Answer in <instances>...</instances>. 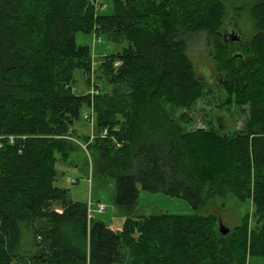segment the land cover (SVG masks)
I'll return each mask as SVG.
<instances>
[{
  "label": "trees",
  "instance_id": "obj_1",
  "mask_svg": "<svg viewBox=\"0 0 264 264\" xmlns=\"http://www.w3.org/2000/svg\"><path fill=\"white\" fill-rule=\"evenodd\" d=\"M95 2L0 0V264H247L264 256V0L249 7L256 33L248 42L224 41L220 0H113L111 16L97 14ZM92 32L127 43L103 61L113 92L93 100L73 91L74 71L88 75L92 63L76 35ZM202 32L228 104L249 106L243 131L185 133L162 106L191 109L208 86L188 54L187 37ZM92 102L97 129L117 128L123 143L97 137L87 146L104 162L97 176L114 182L121 232L55 185L58 158L76 151L73 126ZM144 127L161 140L139 143ZM140 187L197 211L232 194L253 202L257 225L250 230L246 218L223 235L213 215L134 218Z\"/></svg>",
  "mask_w": 264,
  "mask_h": 264
},
{
  "label": "rangeland",
  "instance_id": "obj_2",
  "mask_svg": "<svg viewBox=\"0 0 264 264\" xmlns=\"http://www.w3.org/2000/svg\"><path fill=\"white\" fill-rule=\"evenodd\" d=\"M96 1L99 2L98 9H96L97 14L102 16L115 14L113 0ZM253 1L220 0L227 13L225 27L233 23L232 26L237 29L244 42L250 41L256 33L249 9ZM97 36L95 32L78 33L76 35L77 45L88 47L92 58L88 75L80 69L74 71L73 91L76 95H87L93 85H96L101 92H113V87L108 84V77L103 69V61L105 57L121 52L127 46V43L121 45L112 44L106 35L102 34L100 35L102 42L98 43ZM210 39L212 38L204 32L191 34L187 37L189 45L188 54L195 64L197 75L208 83L201 97L195 101L191 109L169 105L165 100H162V106L167 111L169 118L185 133L199 129H214L222 133L243 131L250 120L249 106L228 104L229 98L226 96V91L217 86L219 75L214 71L212 43ZM234 46L236 47L237 45L234 44ZM210 50L211 53L209 52ZM92 108L96 110L93 103ZM90 113L91 109L89 107L84 108L80 119L74 123V138L77 142L84 144L92 141L94 143L98 139L97 126L91 125L85 118ZM184 114L189 116V119L186 121L182 119ZM94 118H96L95 111ZM142 132L145 135L143 134L142 140L139 143L149 144L154 143L155 140H161L160 134H152L147 127H144ZM87 137L88 139H86ZM75 146H77V149L70 155L67 162L58 158V163L56 164L58 172V178L55 183L56 187L67 190L69 198L74 202H80L89 207L92 201L93 204L90 208L91 217L121 232L126 221V214L115 205V186L113 180H106L97 176V165L104 164L99 152L93 149L90 150L89 147L86 151L77 143ZM72 181L76 183L74 184ZM139 189L140 194L137 208L133 213L134 218L161 214L183 216L213 215L220 220V223L225 228L230 230L240 227L246 218H248L250 230L254 229L257 225L255 220L256 209L253 202L241 203L232 194H227L223 198L210 200L206 207L197 211L193 209L186 199L172 198L163 193H150L142 190L141 187ZM100 204L107 207L105 213L99 212ZM54 209L60 210V207L57 205ZM27 241L28 235L24 236L23 243ZM247 264H264V256H251L248 258Z\"/></svg>",
  "mask_w": 264,
  "mask_h": 264
},
{
  "label": "built area",
  "instance_id": "obj_3",
  "mask_svg": "<svg viewBox=\"0 0 264 264\" xmlns=\"http://www.w3.org/2000/svg\"><path fill=\"white\" fill-rule=\"evenodd\" d=\"M96 7H98V4L96 5ZM105 7V6H104ZM98 38V43H101L102 40L100 37H97ZM120 65V62H117L115 63V67L119 66ZM100 94V90H98L97 88L93 87L92 90L90 91V95L92 97V99L95 97V96H98ZM87 122L91 123V125H94V121H95V118H94V110L93 108L91 107V113L90 114H87L85 116ZM114 132H119V130L116 128L114 129L113 131H111L110 129L108 128H104L102 129L99 134H98V137H101V138H108V137H112L113 140H115L116 142V145L118 148H121V146L123 145L122 142H119L116 137L114 136ZM8 140H9V143L10 144H14L15 143V137L11 136V137H8ZM2 146V142L0 140V148ZM81 146L84 148V149H87V145H83L81 144ZM107 207L105 205H102L100 204L99 205V212L100 213H103L104 211H106ZM90 212V210H89Z\"/></svg>",
  "mask_w": 264,
  "mask_h": 264
},
{
  "label": "water",
  "instance_id": "obj_4",
  "mask_svg": "<svg viewBox=\"0 0 264 264\" xmlns=\"http://www.w3.org/2000/svg\"><path fill=\"white\" fill-rule=\"evenodd\" d=\"M232 25L233 23L225 27V30L223 32L224 41H230V42L241 41L242 40L241 35L238 33L237 29L234 28ZM220 128L224 129L223 127ZM219 229L223 235H227L230 232V229L225 228L222 225V223H219Z\"/></svg>",
  "mask_w": 264,
  "mask_h": 264
},
{
  "label": "crops",
  "instance_id": "obj_5",
  "mask_svg": "<svg viewBox=\"0 0 264 264\" xmlns=\"http://www.w3.org/2000/svg\"><path fill=\"white\" fill-rule=\"evenodd\" d=\"M54 208H56V206Z\"/></svg>",
  "mask_w": 264,
  "mask_h": 264
}]
</instances>
